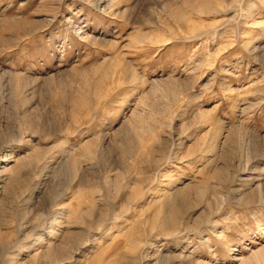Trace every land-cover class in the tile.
<instances>
[{"label":"rangeland","instance_id":"obj_1","mask_svg":"<svg viewBox=\"0 0 264 264\" xmlns=\"http://www.w3.org/2000/svg\"><path fill=\"white\" fill-rule=\"evenodd\" d=\"M0 264H264V0H0Z\"/></svg>","mask_w":264,"mask_h":264}]
</instances>
